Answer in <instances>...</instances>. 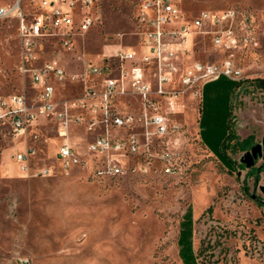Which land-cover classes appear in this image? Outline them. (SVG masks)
Returning <instances> with one entry per match:
<instances>
[{
    "label": "rangeland",
    "instance_id": "rangeland-1",
    "mask_svg": "<svg viewBox=\"0 0 264 264\" xmlns=\"http://www.w3.org/2000/svg\"><path fill=\"white\" fill-rule=\"evenodd\" d=\"M17 1L0 0V5L10 7ZM20 5L27 15L36 4L20 0ZM177 8L180 20L187 22L200 13L229 8L254 15L256 46L223 50L213 45L210 35L195 34L192 51L184 54L191 62H229L240 71L238 79H230L240 81L230 98V133L238 141L261 143L264 92L253 81L264 80V0H180ZM92 12L94 25L73 38L71 49L63 48L58 37L47 38L35 47L37 60L28 64L35 68L56 60L64 68L65 79L53 81V100L57 111L69 104L73 124L66 136L59 137L51 115H41L22 137H1L0 264H184L178 238L189 210L195 264H264V171L248 172L264 161L259 158L246 168L240 162L246 151L233 140V146L224 149L231 163L225 166L203 144L202 86L183 89L180 73L167 88L176 91V97L159 100L158 112L170 129L167 135H157L149 122L139 119L141 106L130 93L111 100L115 113L132 115L134 122L109 128V136L134 135L138 141L134 154L111 155L120 160L122 175L96 177L99 157L86 155L83 165L56 159L62 144L84 154L87 144L103 134V129L87 130V123L100 117L98 99H90L84 108L72 105L86 89H102V78L85 72L84 63L103 64L110 78H119L128 63L121 67L113 54L118 49L142 52L136 0H96ZM16 28L14 18L0 24V96L25 94L33 105L37 90L23 74ZM215 85L221 91L212 103L211 89L206 92V118L221 133L226 97L221 83L211 87ZM77 116L79 123L74 122ZM26 148L34 155L23 173L12 156ZM42 170L47 175H41Z\"/></svg>",
    "mask_w": 264,
    "mask_h": 264
},
{
    "label": "built area",
    "instance_id": "built-area-1",
    "mask_svg": "<svg viewBox=\"0 0 264 264\" xmlns=\"http://www.w3.org/2000/svg\"><path fill=\"white\" fill-rule=\"evenodd\" d=\"M30 5L36 4L33 11L25 14L18 0L10 7L0 6V24L9 18L17 23V37L21 54L23 74H27L30 86L37 90L33 105H28L25 94L0 96V142L3 135L11 139L22 137L27 129L41 115H51L58 123V135L67 134L73 121L69 114V104L61 111L56 110L54 103V80L62 81L66 77L64 68L56 60L44 61L40 66L29 68L35 62V47L50 37H58L63 48L71 49L73 38L82 36L94 25L92 9L96 0H28ZM137 21L141 25L138 46L142 53L137 56L130 50L118 49L113 59L128 67L121 68L119 78H110L106 67L84 63V71L102 78V89H86L83 98L72 105L84 108L90 99H98L100 117L97 121L87 123V130L103 129V134L87 144V152L78 153L67 143L62 144L56 159L66 163L83 165V157H99V165L94 174L98 178L114 177L123 174L117 156L132 155L138 149V141L134 135L116 137L109 136V128L130 127L134 122L132 115H119L111 109V100L116 95L130 93L136 97L142 113L139 119L148 122L155 128L159 136L167 135V121L158 112L160 98L176 97V91L167 89L166 85L173 81L179 73L178 56L186 53L187 35L211 36L213 45L223 50L229 48H246L256 46V19L252 13L238 9H224L216 13L203 12L191 21H181L177 4L180 0H136ZM53 7L52 11H48ZM264 28V17L260 21ZM151 68H145L149 66ZM144 65V66H142ZM240 71L229 62L220 64L196 63L180 71L179 84L183 89H191L198 84L214 82L220 77L236 80ZM126 88V89H125ZM128 89V90H127ZM126 90V91H125ZM80 117H74L79 123ZM34 155L33 150L26 148L12 156L13 162L21 172L27 171V162ZM48 171L42 170L41 175Z\"/></svg>",
    "mask_w": 264,
    "mask_h": 264
},
{
    "label": "trees",
    "instance_id": "trees-1",
    "mask_svg": "<svg viewBox=\"0 0 264 264\" xmlns=\"http://www.w3.org/2000/svg\"><path fill=\"white\" fill-rule=\"evenodd\" d=\"M219 83H221V86L223 87L222 93L226 97L225 98L226 108H225V114H224L223 122L221 126L222 127L221 133L220 132L218 133V130H216L214 125H211L210 123L211 121L207 120L206 117L208 114L206 115L207 112L205 109V103L207 101L206 92L209 89H211L212 91L211 103H212L213 100L216 98V96L221 91L220 90L221 88L219 87L217 88V85H215L216 87L215 86L211 87V86L214 84H219ZM253 84L256 88L260 89V91L264 92V80L255 79L253 81ZM239 85H240V81H231L230 79L226 77H220L218 80L214 82L205 84L201 89L202 112H201L200 119H199L200 137H201L203 144L207 146L209 145L207 148L214 155H216L225 166H231V163L226 153H224V149L227 150L228 148H230V146H233V144H236L237 148L244 150V151H248L253 146L251 138H246L244 140L238 141L236 139V136L233 135V133H230V129H231L230 98H231V94L234 91V89L237 88ZM216 110L217 108L215 107L212 113H215ZM233 140H235V143L230 145L231 142H233ZM252 171H254L255 174L256 173L258 174L259 172L264 171V165L260 166L259 168H255V169L251 168L248 172H252ZM190 235H191V211L189 210L184 217V221L180 224V234L178 238L179 256L184 264H195V257L191 249Z\"/></svg>",
    "mask_w": 264,
    "mask_h": 264
},
{
    "label": "crops",
    "instance_id": "crops-1",
    "mask_svg": "<svg viewBox=\"0 0 264 264\" xmlns=\"http://www.w3.org/2000/svg\"><path fill=\"white\" fill-rule=\"evenodd\" d=\"M0 6H3V5H0ZM195 37L196 36H193V35H187L186 36V41H185L186 51H188V52L192 51ZM140 54L139 53H136L137 56H139ZM192 63H193V61L191 62V57L189 55H185V54L179 55L178 56V60H177V65H178L179 73H180V71H182V69H185V68L189 67ZM178 76L179 75L176 74L174 76V78H173L174 80L171 83L167 84L166 85V88H169V86L175 84ZM120 112H122V111L120 110Z\"/></svg>",
    "mask_w": 264,
    "mask_h": 264
},
{
    "label": "water",
    "instance_id": "water-1",
    "mask_svg": "<svg viewBox=\"0 0 264 264\" xmlns=\"http://www.w3.org/2000/svg\"><path fill=\"white\" fill-rule=\"evenodd\" d=\"M261 158L264 161V136L261 139V143L254 144L240 159V162L245 165L246 168L254 166L255 161Z\"/></svg>",
    "mask_w": 264,
    "mask_h": 264
},
{
    "label": "bare ground",
    "instance_id": "bare-ground-1",
    "mask_svg": "<svg viewBox=\"0 0 264 264\" xmlns=\"http://www.w3.org/2000/svg\"><path fill=\"white\" fill-rule=\"evenodd\" d=\"M62 136V135H61ZM64 136V135H63Z\"/></svg>",
    "mask_w": 264,
    "mask_h": 264
}]
</instances>
